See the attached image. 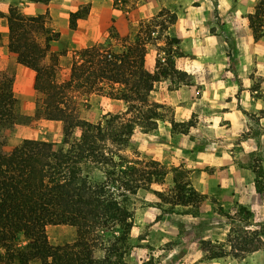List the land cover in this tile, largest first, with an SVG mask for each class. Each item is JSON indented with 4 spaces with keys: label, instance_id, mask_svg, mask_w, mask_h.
I'll list each match as a JSON object with an SVG mask.
<instances>
[{
    "label": "trees",
    "instance_id": "trees-1",
    "mask_svg": "<svg viewBox=\"0 0 264 264\" xmlns=\"http://www.w3.org/2000/svg\"><path fill=\"white\" fill-rule=\"evenodd\" d=\"M262 1L254 13L247 16L256 37L264 35ZM8 24L11 53L17 55L20 64L35 71V85L43 91L39 80L45 71H51L45 61L50 37L46 36L43 45L35 38L37 34L48 32L38 17H25L14 9L8 11ZM23 41L26 52L18 47ZM178 43L174 38L171 46ZM143 54L145 50L133 45L96 64L98 78L118 84L125 91L113 97L127 105L125 115L135 110V116L122 122L120 114L97 125L78 119L68 111L65 100L47 92L43 102L45 115H16L13 79L8 75L0 78V264L33 261L39 264H138L127 260L133 224L127 203L145 183L151 182L152 176L161 175L147 169L161 166L150 161L140 170L135 166L123 167L105 152V143L128 147L134 134L151 130L159 116L148 96L154 83L167 74V69L160 65L158 71L147 72ZM47 87L53 92L62 89L53 81ZM128 92L130 94H126ZM40 119L63 124L60 142L25 138L12 149H6L7 135L17 125V120L20 125L29 126ZM91 169L99 170L103 179L92 180L88 172ZM255 174L256 188L264 194V171L260 169ZM177 188L186 193V197L202 198L187 182L178 184ZM182 199L176 205H180ZM221 214L231 223L226 240L231 243L233 221L229 214ZM237 214L244 216L245 229L253 226L248 223L252 212L239 207ZM48 226L71 227L74 240L52 245L46 233ZM256 235V231L242 230L233 239L240 238L239 249L249 254L260 249L257 241H253ZM19 239L24 241L21 246Z\"/></svg>",
    "mask_w": 264,
    "mask_h": 264
},
{
    "label": "rangeland",
    "instance_id": "rangeland-1",
    "mask_svg": "<svg viewBox=\"0 0 264 264\" xmlns=\"http://www.w3.org/2000/svg\"><path fill=\"white\" fill-rule=\"evenodd\" d=\"M102 1L0 0V78L3 79L5 75L13 79L12 94L17 101L13 110L14 114L27 116L38 114L42 117L45 115L44 93L47 92L65 100L68 111L78 119L94 125L104 124L106 120L119 114L122 118L121 122L136 115L135 110L132 114L125 115L127 105L121 100L114 105L116 107L111 108L113 106L111 101L117 100L113 97L125 91H122L118 84L98 78L95 72L96 64L104 57L109 60L111 55L121 54L130 46L135 45L145 50L144 68L146 53L151 49L156 54L155 65L162 66L167 56L171 55V45L174 40V37L165 35V31L175 22L176 17L168 8H162L155 13L156 9L152 7L150 11L154 14L153 16L138 19L136 14L145 7L147 0L143 2L140 0H106V3ZM26 7L35 8L36 14L41 10L43 13L36 16L24 13L23 9ZM9 9H14L25 17H38L48 32L37 34L35 38L43 45L46 36L50 37L45 61L51 71H45L39 80L43 91L35 85L37 81L35 71L20 64L17 55L10 51ZM91 13L105 18V22L102 21L105 23V30L100 36L97 29L93 31L94 36L90 34L91 31H88L94 23H97L91 20L93 17H89ZM116 14L118 20H116ZM216 20L219 23L218 17ZM247 22L249 25L248 19ZM60 25H64V34H67L62 41L60 32H57L55 28ZM60 29L62 30L61 27ZM71 40L75 42L77 49H74L75 46L71 44ZM52 46L57 48L56 52L52 51ZM18 47L19 50L25 49L26 52L25 41L21 42ZM52 81L60 85L62 89L57 92L49 90L47 84ZM136 106L139 105L136 104ZM37 110L38 113H36ZM139 133L142 132L134 134L128 147L105 143V152L113 158L116 164L120 163L123 167L135 166L139 170L145 168L151 160L141 153V149H138L142 147V144L137 141L142 135ZM62 134L63 124L60 121L40 119L25 126L20 125L17 120V125L7 135L6 149H12L25 138L58 143ZM147 170L158 172L161 175L152 176L151 182L145 183L135 195L129 198L127 203L133 214L128 242L127 260L129 262L138 264H264V216L263 218L252 217L248 223L253 227L245 229L243 227L246 223L244 216L231 212L229 215L233 221L234 231L230 239L233 243L232 248L231 243L227 241L208 242L202 239L195 227L198 225L201 229L204 224L213 223L217 219L214 217L208 220V215L212 214L210 211H202L201 207L205 205L203 197H186L187 194L177 188L178 184L187 182L186 174L164 166ZM88 172L92 180L103 179V174L99 170L91 169ZM180 198H183L180 205H176ZM202 213L208 216H205V220L192 221L190 219V216H198ZM242 230L257 232L253 241H257L255 243L260 247L258 255L252 256L239 249L240 238H233L237 232ZM46 233L52 245L71 243L75 237L74 230L68 226H48ZM22 244L24 241L19 239L18 245ZM29 264L39 263L33 261Z\"/></svg>",
    "mask_w": 264,
    "mask_h": 264
},
{
    "label": "crops",
    "instance_id": "crops-1",
    "mask_svg": "<svg viewBox=\"0 0 264 264\" xmlns=\"http://www.w3.org/2000/svg\"><path fill=\"white\" fill-rule=\"evenodd\" d=\"M258 1L147 0L142 12H136L138 19H145L154 15L152 7L155 13L172 10L176 20L165 35L179 41L162 64L167 74L148 96L159 116L151 130L139 133L138 149L147 159L186 174L188 186L205 200L202 211L212 214L190 219H217L195 227L211 243L227 240L231 223L221 213L243 207L253 217L264 216V194L256 188L255 174L264 171V35L256 37L247 22ZM23 12L43 13L36 14L33 7ZM89 17L97 22L90 34L97 29L102 35L105 18ZM58 27L62 41L67 34L64 25ZM155 56L152 49L145 56L151 74L158 71ZM117 102L111 101V108Z\"/></svg>",
    "mask_w": 264,
    "mask_h": 264
}]
</instances>
